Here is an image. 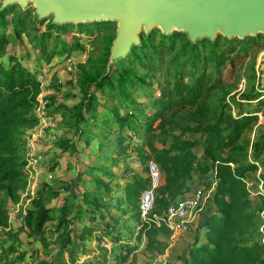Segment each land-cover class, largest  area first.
<instances>
[{
  "label": "trees",
  "instance_id": "16d2710c",
  "mask_svg": "<svg viewBox=\"0 0 264 264\" xmlns=\"http://www.w3.org/2000/svg\"><path fill=\"white\" fill-rule=\"evenodd\" d=\"M14 8L11 5L0 10V28L6 27L5 16ZM36 24L40 26L43 23L35 16L32 17L26 9H22L13 18V33L17 37L23 34L29 37L32 35L31 30H37ZM111 24L112 22L76 25L50 23L39 37L32 35L29 38L31 43L35 41L34 47L42 49L50 37V30L66 33L70 28L91 35L105 31ZM31 25L33 29H28ZM114 36V32L106 35L108 51ZM140 40V46L132 47L125 58L112 63L114 70L111 74L100 71L95 78H91L84 72L82 79L85 83H93L95 90L101 93L106 88L112 99L119 100V104L126 110L124 117H118L117 111L113 112L120 127L124 121L133 119L136 122L128 124L129 128L133 129L132 125L139 124L141 129L137 132L138 143L134 145V158L143 168L142 173L125 168L129 178L123 182L120 199L126 206L123 211L130 214L138 231L131 232L133 237L124 242L123 247L118 246L117 255L113 259L115 264H123L137 250L136 245L131 242L133 239L135 242L144 237V250L149 254L164 253L166 238L172 233L163 222L167 218V209L192 193L190 184L195 174H213V180L202 182L204 189H213L208 209L194 230L192 244L187 249L186 256L181 259L182 264H264V244L260 242L259 231L264 223L261 217L264 195L253 193L247 188L248 180H256L252 176L257 172L258 165L264 169V159H261L264 146L255 153L253 163L249 161L247 153L236 149L246 129L257 121L256 114L264 104V94L251 91L243 96L245 103L255 104L256 107L252 111H239L236 116L232 115L230 105L225 101V94H218L222 85V73L232 60L231 56L237 49L246 52L252 47L262 48V36L258 34L239 39L217 34L214 39L205 37L193 42L184 32L173 31L166 35L153 28L148 34L142 32ZM6 41V34L0 32V54ZM55 42L56 39L53 48H56ZM53 54L52 51L50 56ZM163 54L171 57L165 71L161 73L162 81L157 85V94L154 95L153 90L149 94L151 112L140 122L132 95L145 89L144 82L151 75V64L156 61L159 67ZM145 67L148 68L147 71L138 74L137 70ZM260 89L264 90L261 84ZM39 91L40 83L36 74L17 57L10 55L6 64L0 61V228H7L9 225L7 204H17L21 191L27 184L26 163L20 156L23 146L21 132L23 128L37 123L32 111L38 102ZM89 92L90 87L84 88L87 103L85 100L80 107L68 110L75 114L77 124L84 119V109L95 112L92 106L94 99L92 95H87ZM61 146L69 148L66 144ZM149 161L158 165L163 180L156 190L152 211L143 220L138 199L141 192L149 186L145 176ZM261 178L264 180L263 176ZM98 185L101 183L98 182ZM44 203L45 199L39 194L32 201L34 209L25 210L27 236L40 238L45 223L52 220ZM86 203L97 207L91 201L86 200ZM67 213L69 211L63 207L61 220H65ZM188 229L190 230V226ZM83 233L89 234L90 229L85 228ZM200 233L203 235L202 239ZM4 252L10 254L11 258L5 256L0 264H26L25 252H19L14 247H9ZM107 263V258L103 257L96 263L89 264Z\"/></svg>",
  "mask_w": 264,
  "mask_h": 264
},
{
  "label": "rangeland",
  "instance_id": "374dc122",
  "mask_svg": "<svg viewBox=\"0 0 264 264\" xmlns=\"http://www.w3.org/2000/svg\"><path fill=\"white\" fill-rule=\"evenodd\" d=\"M1 3L2 0L0 6ZM14 7L5 16L6 27L0 28V32L7 36L0 61L6 64L10 55L17 57L36 74L40 91L32 111L37 123L23 128L21 132L23 146L20 156L26 163L27 184L21 191L19 202L7 204L9 225L0 228V261L5 256L10 259L11 255L4 250L14 247L19 252H25L26 264H89L103 257L107 258V264H115L113 259L118 246L123 247L132 236L131 232L138 231L130 214L123 211L126 206L120 199L123 182L129 178L125 168L142 173L143 168L134 158L137 132L141 129L139 124L129 128L128 124L136 122L133 119L124 121L120 127L113 112L117 111L118 117H124L126 110L119 100L112 99L106 88L101 93L95 90L93 83H85L82 79L84 72L91 78H95L100 71L104 74L113 72L114 64L109 62L110 50L106 48L105 38L107 33L116 32L117 24L112 22L105 31L91 35L70 28L66 33L50 30L45 47L38 49L29 37H39L46 31L47 25L53 23L52 16L39 20L31 4L24 9L19 5ZM22 9L43 23L40 26L36 24L37 30H31L29 37L24 34L17 37L13 33V18ZM33 25L28 29H33ZM260 35L264 42V35ZM54 39L56 48H53ZM52 51L54 54L50 56ZM170 57L163 54L159 67V63L154 61L151 75L145 78V89L132 95L140 122L151 112L149 94L152 90L154 95L157 94V85L162 81L161 73L165 71ZM231 58L222 73L218 94H225V101L230 105L232 115L236 116L239 111H252L256 107L255 104L245 103L243 96L251 91L264 94V90L260 89L264 45L262 48L252 47L246 52L237 49ZM147 69L137 70L138 74H144ZM86 87H90L91 92L87 95H92L94 99L92 106L95 112L84 109V119L77 124L75 114L68 110L80 107L86 100ZM256 115L257 121L246 129L236 148L247 153L251 163L255 153L264 146V104ZM64 144L69 148H62ZM261 159H264V153ZM262 176L264 169L258 165L257 172L252 176L256 180H248L247 188L255 192L258 179ZM207 179L213 180V174H195L191 181V192L202 189L204 198L201 211L195 213L196 217L189 225L190 230L172 232L166 238L167 247L162 255L145 251L144 237L140 241L131 240L137 250L123 264H182L181 259L192 244L194 230L208 209L213 187L204 189L202 182ZM39 194L45 199V208L52 217L45 223L40 238L27 236L25 227V210L34 209L32 201ZM86 200L97 204V207L90 206ZM63 207L69 211L65 220H61ZM85 228L90 229L89 234L83 233Z\"/></svg>",
  "mask_w": 264,
  "mask_h": 264
},
{
  "label": "water",
  "instance_id": "95a60500",
  "mask_svg": "<svg viewBox=\"0 0 264 264\" xmlns=\"http://www.w3.org/2000/svg\"><path fill=\"white\" fill-rule=\"evenodd\" d=\"M31 4L39 20L57 25L115 22L109 62L125 58L154 27L184 32L190 41L217 34L244 39L264 35V0H2L0 9ZM260 84L264 88V62Z\"/></svg>",
  "mask_w": 264,
  "mask_h": 264
},
{
  "label": "built area",
  "instance_id": "2783aa9c",
  "mask_svg": "<svg viewBox=\"0 0 264 264\" xmlns=\"http://www.w3.org/2000/svg\"><path fill=\"white\" fill-rule=\"evenodd\" d=\"M149 181V186L143 190L138 199V208L141 218L144 220L152 211L156 190L161 185L163 175L158 165L149 161L145 174ZM258 188L255 192L264 195L262 179H258ZM255 193L254 191H252ZM202 189H197L187 197L181 199L177 204L170 206L167 209V218L163 220L164 224L171 232H185L188 226L194 221L195 213L201 211L203 202ZM261 217L264 219V210L261 212ZM261 232L260 242L264 244V223L259 227Z\"/></svg>",
  "mask_w": 264,
  "mask_h": 264
}]
</instances>
